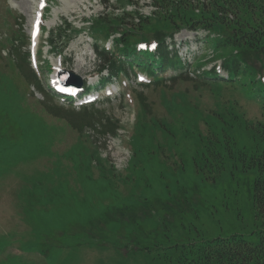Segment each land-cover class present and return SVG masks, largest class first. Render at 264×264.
I'll list each match as a JSON object with an SVG mask.
<instances>
[{
    "label": "rangeland",
    "instance_id": "374dc122",
    "mask_svg": "<svg viewBox=\"0 0 264 264\" xmlns=\"http://www.w3.org/2000/svg\"><path fill=\"white\" fill-rule=\"evenodd\" d=\"M44 3L34 44L40 0H0V264H160L174 244L231 235L256 242L264 230L252 196L258 171L237 152L251 149L250 141L216 121H264V106L238 84L192 75L197 61L220 54L206 33L181 29L166 40L184 67L158 72L159 82L127 69L107 83L111 97L77 106L50 92L57 65L80 76L91 94L103 95L97 81L106 71L98 73L94 33L74 31L99 17L136 27L139 16L159 10L152 0ZM59 27L52 53L42 46ZM115 29L98 45L112 51L122 26ZM28 42L38 51L29 65L22 61ZM107 123L116 124L114 135L104 131Z\"/></svg>",
    "mask_w": 264,
    "mask_h": 264
},
{
    "label": "trees",
    "instance_id": "16d2710c",
    "mask_svg": "<svg viewBox=\"0 0 264 264\" xmlns=\"http://www.w3.org/2000/svg\"><path fill=\"white\" fill-rule=\"evenodd\" d=\"M152 3L159 13L154 12L153 17L139 16L140 21L136 27H126L123 18L116 17L105 19L99 17L90 21L88 28L103 38L110 37L117 32L115 28L122 26L121 32L118 31L119 36L113 38L117 55L112 51L95 47L101 63L100 71L106 70L108 77H114L125 70L126 64L129 68H137L150 75H156L158 70L167 66L181 67L178 55L165 43L166 38H171L174 32L182 28L195 30L201 28L207 31L206 38L208 42L210 41L209 44L220 53L214 58L230 54V59L223 61L230 79L222 82L229 85L238 84L251 96L250 98L256 99L264 106V0H152ZM65 27L63 33L60 31L59 35L64 34L66 39V31L70 32L71 29L67 23ZM112 27L114 30H110ZM151 41L157 42L156 52L148 49L136 52V43L142 42L148 46ZM49 45L53 50H57L52 35ZM256 54L259 55V58L256 57V63L250 62L248 58H253ZM22 61L29 65L28 51L23 54ZM17 66L20 68V65ZM46 66L49 68L47 62ZM28 70L30 80L40 88V79L29 66ZM25 75L28 78L26 73ZM107 79L101 78V81L105 82ZM48 94L53 97L52 94ZM138 105H144L143 101L140 100ZM220 118V121H216L217 125L236 126L250 141L251 149L243 146L237 152L241 156H249V166L257 168L258 174L253 183L252 196L257 214L264 224V121L248 122L245 119L244 122L227 123ZM91 122L92 120L89 124ZM108 123L103 125L104 131L114 135L116 124L107 127ZM230 139L236 144L233 137ZM211 152L214 156L220 155L216 148H212ZM256 233H258L256 242H248L241 235H231L226 238L174 244L168 247L172 249L171 252L161 254L160 264H264V230Z\"/></svg>",
    "mask_w": 264,
    "mask_h": 264
},
{
    "label": "water",
    "instance_id": "95a60500",
    "mask_svg": "<svg viewBox=\"0 0 264 264\" xmlns=\"http://www.w3.org/2000/svg\"><path fill=\"white\" fill-rule=\"evenodd\" d=\"M63 74H67V75L71 76V78L73 79V81L72 82H68V83L65 82V80L63 78H61ZM59 75H60L59 77H60V79H61V81H62L63 84H67V85H78L79 86L80 83H81L80 77L77 76V75H75V74H73L72 72L61 71L59 73Z\"/></svg>",
    "mask_w": 264,
    "mask_h": 264
},
{
    "label": "snow or ice",
    "instance_id": "6c2138e0",
    "mask_svg": "<svg viewBox=\"0 0 264 264\" xmlns=\"http://www.w3.org/2000/svg\"><path fill=\"white\" fill-rule=\"evenodd\" d=\"M40 6L44 7V0H40ZM39 21V13L37 14V22ZM37 27H38V23H37ZM141 47H145L144 45H141ZM152 47L154 48L155 45L153 44ZM141 79H143V77H141Z\"/></svg>",
    "mask_w": 264,
    "mask_h": 264
},
{
    "label": "bare ground",
    "instance_id": "6f19581e",
    "mask_svg": "<svg viewBox=\"0 0 264 264\" xmlns=\"http://www.w3.org/2000/svg\"><path fill=\"white\" fill-rule=\"evenodd\" d=\"M59 67H60V65L58 64V65H57V69H58Z\"/></svg>",
    "mask_w": 264,
    "mask_h": 264
}]
</instances>
